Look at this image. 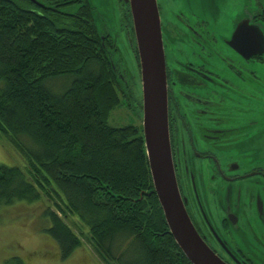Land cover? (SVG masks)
I'll return each mask as SVG.
<instances>
[{
	"label": "trees",
	"instance_id": "obj_1",
	"mask_svg": "<svg viewBox=\"0 0 264 264\" xmlns=\"http://www.w3.org/2000/svg\"><path fill=\"white\" fill-rule=\"evenodd\" d=\"M49 1L45 14L0 0V134L26 158L0 163V212L48 200L45 231L64 259L83 245L76 217L105 264H193L170 233L142 125L109 124L126 100L115 42L90 0Z\"/></svg>",
	"mask_w": 264,
	"mask_h": 264
},
{
	"label": "flooded vegetation",
	"instance_id": "obj_2",
	"mask_svg": "<svg viewBox=\"0 0 264 264\" xmlns=\"http://www.w3.org/2000/svg\"><path fill=\"white\" fill-rule=\"evenodd\" d=\"M11 1L52 12L49 0ZM220 2L158 0L174 165L190 218L211 249L227 264H264V38L256 28L228 36ZM242 13L236 25L246 20L264 34V0H247ZM123 24L137 59L131 10ZM137 99L143 114V96Z\"/></svg>",
	"mask_w": 264,
	"mask_h": 264
},
{
	"label": "rangeland",
	"instance_id": "obj_3",
	"mask_svg": "<svg viewBox=\"0 0 264 264\" xmlns=\"http://www.w3.org/2000/svg\"><path fill=\"white\" fill-rule=\"evenodd\" d=\"M96 10V24L102 35H110L115 42L116 50L110 49L113 60L120 68L122 86L124 81L130 83L128 88H122L126 100L112 111L109 124L116 127L136 125L143 127V114L136 110L134 103L142 99L141 70L130 43L128 29L123 24L124 16H130L129 5L124 0H90ZM247 0H222L217 7L222 6L223 21L227 35L234 34L236 22L243 15L242 10ZM51 82L50 85H58ZM1 86V85H0ZM141 103L143 104L142 100ZM136 112V113H135ZM12 140L0 134V163L9 166H24L26 158L16 151ZM50 202L48 200L28 202L18 201L13 205L3 207L0 212V264H8L16 257L22 258L26 264H105L91 246L88 239V228L74 217L69 222L83 240L69 258L61 256V250L55 239L45 230L50 222L45 212ZM73 222L76 224H73Z\"/></svg>",
	"mask_w": 264,
	"mask_h": 264
},
{
	"label": "water",
	"instance_id": "obj_4",
	"mask_svg": "<svg viewBox=\"0 0 264 264\" xmlns=\"http://www.w3.org/2000/svg\"><path fill=\"white\" fill-rule=\"evenodd\" d=\"M124 2L130 5L140 59L145 145L155 192L170 233L193 264H227L197 231L179 187L170 136L169 83L158 0ZM254 28L264 38L263 32L246 20L238 23L233 38L252 36L247 33Z\"/></svg>",
	"mask_w": 264,
	"mask_h": 264
}]
</instances>
